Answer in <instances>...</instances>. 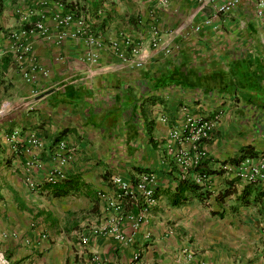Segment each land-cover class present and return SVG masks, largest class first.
Here are the masks:
<instances>
[{"label":"crops","instance_id":"0c3cea01","mask_svg":"<svg viewBox=\"0 0 264 264\" xmlns=\"http://www.w3.org/2000/svg\"><path fill=\"white\" fill-rule=\"evenodd\" d=\"M65 2L74 22L103 43L120 35L137 43L142 66L86 46L83 36L56 43L33 33L32 62L46 74L28 85L20 76L28 64L15 62L10 34L42 17L52 38L56 10L50 0L38 10L37 0H0V250L9 264H88L92 255L129 264L135 249L137 264H264V197L238 206L245 184L218 169L245 147L264 151V9L257 17L242 0L205 25L210 7L198 10L196 0H168L163 8L158 0ZM186 113L218 115L204 149L208 168L221 174L210 175L205 205L193 199L171 207L164 192L176 178L164 145ZM59 142L66 146L60 168L67 194L53 197L45 179L58 166ZM143 171L155 175L158 204L137 230L122 222L131 241L91 234L108 222L100 198L112 192L110 177L132 181ZM232 180L235 194L217 205L213 196Z\"/></svg>","mask_w":264,"mask_h":264},{"label":"built area","instance_id":"2783aa9c","mask_svg":"<svg viewBox=\"0 0 264 264\" xmlns=\"http://www.w3.org/2000/svg\"><path fill=\"white\" fill-rule=\"evenodd\" d=\"M242 0H196L198 10L210 7L211 17L205 20V25L211 23L214 17L226 15L230 13ZM254 12L257 17H261L264 9V0H250ZM160 7H166L168 0H158ZM55 12L52 14V20L59 30L51 38L47 28L43 24L42 17L32 25L21 30L17 34H10L13 40L12 50L15 62L22 64L27 62V66L20 68L21 79L28 85L36 86L37 73L45 75L46 72L37 68V65L32 62L30 55V44L27 36L33 33H38L45 39H53L54 42L59 43L65 37L77 38L83 36V43L91 48H103L111 51L118 60L133 64L134 67L140 68L141 61L135 59L139 56V46L137 43L131 41L127 36L120 35L114 40H110L107 44L103 43L98 38L92 36L81 28V21L74 22V13L72 8H67L62 2L54 3ZM76 24L73 31H66L71 24ZM194 31L199 30L196 25ZM149 42L152 47L159 44V35L157 28L150 25ZM0 51V57H1ZM89 60L92 63L96 61V55L90 54ZM38 90L33 88L30 91L31 95L37 94ZM218 119V115L212 118H206L202 115H192L186 113L183 115L181 121L169 130L167 142L164 145L167 156L173 165V173L177 180L189 179L192 183L198 186H205L210 180V175L203 172L194 171L199 164L207 159V154L204 145L209 141L213 126ZM165 121V118H161ZM29 142L32 145H37V141L32 137ZM66 151L64 142H59L54 148V158L58 164L57 168L52 169L46 176V183H54L62 180L64 174L61 171V166L65 163L63 154ZM218 169L228 174L233 175L242 184H250L256 181L264 182V151L257 154L255 157H245L236 164L223 163L218 165ZM112 192L107 198L101 196L103 202V211L108 222L102 225L95 226L90 229L93 235H106L112 237L120 243L128 244L131 239L125 237L120 231L122 222L129 223L130 230L135 231L144 222L148 216V212L155 208L158 204V197L155 193L156 178L153 173L143 171L137 174L134 180H125L119 176H112L109 179ZM126 201L130 203L126 207ZM148 238L146 234L145 239ZM87 236L79 234V242L84 244L87 242ZM139 249H135L131 256L129 264H137L139 260ZM0 264H9L7 257L0 250ZM88 264H110L100 260L97 256L92 255L89 258ZM195 264H204L202 261Z\"/></svg>","mask_w":264,"mask_h":264},{"label":"trees","instance_id":"16d2710c","mask_svg":"<svg viewBox=\"0 0 264 264\" xmlns=\"http://www.w3.org/2000/svg\"><path fill=\"white\" fill-rule=\"evenodd\" d=\"M66 7L72 8L69 5H66ZM1 8L2 7L0 3V11ZM26 27L27 26H23L22 28L25 29ZM256 155L257 154L251 149L245 147L240 150L239 156L237 158H232L229 160V162L232 164H236L245 157H255ZM194 171H199L201 173L203 172L206 175L221 174V171L210 170L208 168V160H203ZM66 182L67 181L63 178L62 180L56 181L54 183H46L45 187L51 191L53 197L64 196L67 194L65 188ZM236 182L237 180L229 181L223 190L217 192L213 196V200L217 205H220L227 196L235 194L234 185L236 184ZM164 194L171 207L185 205L193 199L205 205L206 201L211 196V192L208 191L205 186H198L192 183L189 179L177 180L174 189L172 191H165ZM263 197L264 182L256 181L254 183L245 185L239 192V194L235 196L234 200L238 206L247 207L256 204V202L262 200ZM129 206L130 203L126 201V207ZM259 215L262 217V223L264 225V209L262 211L259 210Z\"/></svg>","mask_w":264,"mask_h":264},{"label":"rangeland","instance_id":"374dc122","mask_svg":"<svg viewBox=\"0 0 264 264\" xmlns=\"http://www.w3.org/2000/svg\"><path fill=\"white\" fill-rule=\"evenodd\" d=\"M41 1H42V0H37V10L40 8L39 6H41V5H40V2H41ZM50 1H52L53 4H54V3H57V2H62L63 5H68V4H66L65 0H50Z\"/></svg>","mask_w":264,"mask_h":264}]
</instances>
